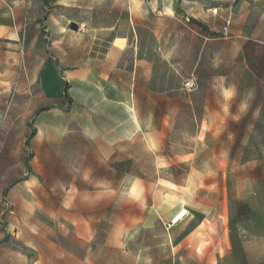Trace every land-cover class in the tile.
Listing matches in <instances>:
<instances>
[{"label":"rangeland","instance_id":"374dc122","mask_svg":"<svg viewBox=\"0 0 264 264\" xmlns=\"http://www.w3.org/2000/svg\"><path fill=\"white\" fill-rule=\"evenodd\" d=\"M237 1L30 0L12 16L0 264H264V0ZM93 2L112 18L134 2L151 63L132 81L128 47L113 106L104 80L74 72L90 40L70 19Z\"/></svg>","mask_w":264,"mask_h":264},{"label":"crops","instance_id":"0c3cea01","mask_svg":"<svg viewBox=\"0 0 264 264\" xmlns=\"http://www.w3.org/2000/svg\"><path fill=\"white\" fill-rule=\"evenodd\" d=\"M47 7H54V5H60V0H46ZM70 7H78L76 2L69 0ZM238 1L233 0V4L236 8ZM30 0H0V57L6 59L7 54L12 56V37L7 36V33L12 32L13 22L12 16L14 14H29L30 13ZM45 7V6H44ZM99 8L93 2L92 7L87 8V14H90V19L84 21L78 18H71L70 22L76 24L87 33L89 38L88 51L84 59L78 60L79 63H86L87 65L76 66L74 72L77 76H82L87 79L104 80L100 94L108 105L113 106L122 102L120 95L125 94L123 90L124 83L121 75L123 73L122 54L128 49L133 48V54L131 56V71L132 81L135 80L138 70L141 67L147 69L151 67L150 61H146L140 57L138 53V38L135 31V26L139 27L138 19L140 18L139 8L135 7L133 2L132 8L127 10V13L121 18V14L112 18L114 15L110 13L98 14ZM123 24V25H122ZM131 44V45H130ZM262 74H264V60H262ZM149 73V70H148ZM262 87H264V79L262 78ZM135 83L132 84V88ZM264 90V88L262 89ZM129 95H134L135 90H129ZM148 94H160L164 95L167 92L163 91L157 93L156 91H147ZM247 109V108H246ZM144 141L147 144L148 149L152 148L148 145V140Z\"/></svg>","mask_w":264,"mask_h":264},{"label":"built area","instance_id":"2783aa9c","mask_svg":"<svg viewBox=\"0 0 264 264\" xmlns=\"http://www.w3.org/2000/svg\"><path fill=\"white\" fill-rule=\"evenodd\" d=\"M218 11V8L209 9L208 12H212L213 14H216ZM194 79L192 77L184 80L183 86L185 89L190 90L194 87ZM189 216V212L187 210L180 211L176 214V216L173 218L174 223L181 222L183 219Z\"/></svg>","mask_w":264,"mask_h":264},{"label":"trees","instance_id":"16d2710c","mask_svg":"<svg viewBox=\"0 0 264 264\" xmlns=\"http://www.w3.org/2000/svg\"><path fill=\"white\" fill-rule=\"evenodd\" d=\"M58 81L61 87L62 96L64 97V99L69 100L67 95V90L69 88L68 83L61 76L58 77Z\"/></svg>","mask_w":264,"mask_h":264},{"label":"bare ground","instance_id":"6f19581e","mask_svg":"<svg viewBox=\"0 0 264 264\" xmlns=\"http://www.w3.org/2000/svg\"><path fill=\"white\" fill-rule=\"evenodd\" d=\"M181 203H182V202H181ZM182 204H183V203H182ZM183 210H185V209H183V207H182L180 211H183Z\"/></svg>","mask_w":264,"mask_h":264},{"label":"water","instance_id":"95a60500","mask_svg":"<svg viewBox=\"0 0 264 264\" xmlns=\"http://www.w3.org/2000/svg\"><path fill=\"white\" fill-rule=\"evenodd\" d=\"M71 25L75 26L76 24L72 23Z\"/></svg>","mask_w":264,"mask_h":264}]
</instances>
